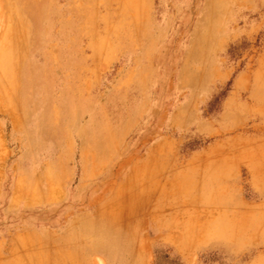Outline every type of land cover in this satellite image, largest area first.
Masks as SVG:
<instances>
[{
  "label": "rangeland",
  "instance_id": "374dc122",
  "mask_svg": "<svg viewBox=\"0 0 264 264\" xmlns=\"http://www.w3.org/2000/svg\"><path fill=\"white\" fill-rule=\"evenodd\" d=\"M88 4L105 11L77 14L76 73L64 75L54 0H0V264H53L7 244L57 228L93 197L133 212L141 181L146 206L164 200L167 213H191L203 198L207 228L236 247L189 264H264V221L239 217L231 230L214 223L213 206L232 191L239 213L256 211L245 175L264 174L253 155L264 154V0ZM201 147L248 152L234 188L186 162ZM254 183L264 190V175ZM158 264L178 263L164 250Z\"/></svg>",
  "mask_w": 264,
  "mask_h": 264
},
{
  "label": "crops",
  "instance_id": "0c3cea01",
  "mask_svg": "<svg viewBox=\"0 0 264 264\" xmlns=\"http://www.w3.org/2000/svg\"><path fill=\"white\" fill-rule=\"evenodd\" d=\"M88 1L54 0V39L60 46H64V53L59 55L60 68L55 65V71L58 69L61 74L76 73L77 59L72 55V46L77 43V14L81 13V20L86 21V14L105 11L104 6H101V9L98 6L93 9ZM9 126L12 129L13 126ZM201 148L203 149L191 151L186 162L190 166L213 171L209 178L229 179V189L234 188V179L236 180L242 163L239 157L247 155L248 152ZM253 155L264 156L263 152L257 150ZM247 166L250 167L248 164ZM134 172L137 173L138 170ZM263 175L249 171L245 175L247 188L255 196V200L246 199L245 203L256 211L239 213L237 203L232 198L234 192L227 191L225 196L221 194L214 200V223L229 220L233 230L232 222L243 217L248 218V221H264V190L254 183ZM141 182H138L139 199L133 204V212L125 208L120 210L119 207L120 212L118 210V213H115L112 208L113 199L93 197L87 201V210L65 216L55 229L21 231L14 234L7 244L8 251L15 248L37 250L39 254L45 252L47 260L53 264H158V255L165 250L176 256L178 264H189L191 256L197 260L198 254L206 251L236 250V247L222 245L221 241L216 239L223 233L216 223L213 229L207 228L206 220L202 216L205 212L203 198L192 202V207H189L191 213H167L164 200L146 206L142 198L147 188H144L145 185ZM257 209L261 211L258 212ZM234 230L236 233V227ZM211 237L214 238L213 243Z\"/></svg>",
  "mask_w": 264,
  "mask_h": 264
}]
</instances>
